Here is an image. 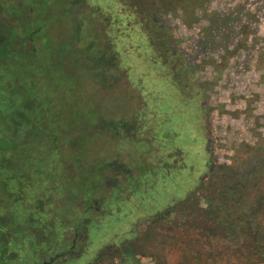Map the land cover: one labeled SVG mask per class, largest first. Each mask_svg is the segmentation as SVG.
I'll return each mask as SVG.
<instances>
[{
	"label": "rangeland",
	"instance_id": "rangeland-1",
	"mask_svg": "<svg viewBox=\"0 0 264 264\" xmlns=\"http://www.w3.org/2000/svg\"><path fill=\"white\" fill-rule=\"evenodd\" d=\"M8 1L9 9L2 13L22 19L12 29V33L24 36L23 31L28 26L38 24L47 31L41 49L48 55L54 54L55 59L61 61L62 57L68 54L69 44L76 41L75 38L80 39V44L83 45L91 40L96 44L104 39L109 44L107 57L112 58L115 65L108 70L105 82L101 85V80L92 78V83L86 85L84 93L77 94V97L72 95L65 98L70 106L66 107L58 123L63 131L65 125L73 123V135L79 140L75 152L66 156V163L72 166L71 171L67 164L61 171L71 173V176L66 175L65 179L73 184L71 188L66 189L72 199H63L65 208H69L70 200L76 198V193H80L79 197L83 200L81 212L85 211L89 204L87 199L92 196L102 197L106 203L104 208L110 207L109 204L113 202L111 199L120 189L130 196L129 203L116 206L119 208L118 214L114 212L109 222L101 223L108 224L106 229L102 227L103 232L98 235L91 234L94 236L91 240L96 237V245H100L106 239L105 235L115 230L119 224L117 220L125 214H130L128 211L133 204L139 205L147 224L148 219L160 217L166 209L184 200L188 193L202 186L211 174V167H204L207 158L212 160L211 171L214 172L217 166L230 165L232 157L240 152L236 151L239 144L248 141L255 146L263 141L259 139L264 138L260 136L264 135V86L258 79L260 58L256 60V70H251L248 67L251 61H246V55L252 51L246 52L241 48L243 51L240 50V55L233 58L222 74L213 71L214 74L211 75L210 66L202 68L208 71L204 73V77L212 80L209 83L212 88L208 89L206 96L194 86L196 74L186 83L188 86L192 85L187 87L189 92H196L195 102H201L203 107L208 104L204 112L209 114L211 132L214 134L213 157L200 151L201 142L199 136L195 135L199 134L197 130L202 127L195 119L186 115V111L192 113L190 115L194 114L195 105L193 110L186 107L188 105L184 104L185 90L173 89L170 81L168 82L169 78L167 80L168 71L160 68L156 57L163 50L172 48L169 38L165 34L163 36V33L169 34L171 31L178 35V39H181L180 35H186L181 26L179 27V21H172L171 18L175 16L179 19L183 15L180 10L173 15L150 13L152 23L163 32L161 34L148 21L140 19V16L143 17L142 13L148 16L149 9L158 5L159 0H146L147 2L143 1L141 5H135V0H75L76 6L72 12L66 10L68 0L67 3L65 0ZM250 1L252 0L223 2L225 7L231 6L240 11ZM13 2L16 3L14 7ZM27 10H32L27 18L20 15V12ZM173 22H176V25ZM77 24L79 34L75 33ZM257 24V28L264 34V25ZM48 27L51 29L47 30ZM198 41L199 39L196 40V36L192 35L188 45L194 49L196 42L200 43ZM178 43L180 45L173 46L174 49H188L185 48L186 37ZM206 45L204 43L202 47ZM61 49H64V53L58 51ZM193 51L188 49L190 54H193ZM93 55L94 52H91L92 57ZM56 67L60 68V65ZM250 92L253 97H249L245 105V101L239 98L247 96ZM246 106L248 109L244 110ZM238 108L239 112L233 111ZM191 129H194L193 132ZM191 132L194 136L192 139ZM141 161L144 165L140 164ZM106 165H109V168H105ZM116 172L120 173L118 189L113 181ZM123 175H126V180ZM111 182L112 188L108 187ZM91 184L96 186L93 195L89 189ZM203 217L204 215L198 214L196 219L205 222ZM173 218L175 219V215ZM233 218L236 219L237 215ZM183 224L191 226V223L185 220ZM173 225L169 219L163 221L161 218L155 225L154 234L146 236L142 245L146 264H179V254L172 238L178 234L185 238L184 242L186 237L192 238V234L184 232L183 227L181 231L174 230ZM241 227L243 228L244 224L238 225L236 221L234 227L229 230L224 227V231L231 233V230L232 234H235ZM222 235H225L224 232ZM242 235L247 237L244 232ZM252 241L256 242V239H250V242L243 239L230 241L233 243L219 241L213 247H208L211 256L205 264H264L255 257L256 261L252 260L254 250L248 249ZM237 245H240V260L228 250L229 246L235 248ZM44 248L43 241H38L37 245L29 248L32 251L29 257L33 264H38L35 259L36 251L41 252ZM261 252L259 249L258 253ZM162 254L166 256V261L161 258ZM183 261L187 263L184 259Z\"/></svg>",
	"mask_w": 264,
	"mask_h": 264
},
{
	"label": "trees",
	"instance_id": "trees-1",
	"mask_svg": "<svg viewBox=\"0 0 264 264\" xmlns=\"http://www.w3.org/2000/svg\"><path fill=\"white\" fill-rule=\"evenodd\" d=\"M143 1L147 2L135 0V5ZM204 1L207 0H159L158 5L149 9V15L142 13L140 19L148 21L162 34L152 23L151 12L169 14L180 10L190 15ZM8 4L7 0H0V264H33L29 248L51 236V229H46V215L74 216L73 212L79 209L78 201L82 200L80 193H76L68 209L63 202V199H72L66 189L73 184L65 179L71 173L61 171L66 164L71 171L66 156L79 146L78 137L73 135V123L65 125L64 131L58 126L62 113L70 106L65 98L84 93L92 78L101 80L102 85L115 62L107 57L109 44L105 39L83 45L75 38L62 62L55 59L54 54L48 55L41 49L47 31L38 24L28 26L24 36L12 33L22 19L2 13L9 9ZM75 6V0H68L66 10L72 12ZM31 12L27 10L20 15L27 18ZM75 33L79 34L78 24ZM58 51L64 53V49ZM263 143L264 139L255 146L243 147L232 157L230 165L217 166L200 188L160 215V218L175 215L171 221L174 230L181 231L183 227L184 232L192 234L184 242L181 235H173L179 264H205L211 256L208 247L219 241L233 243L230 241L240 239L247 242L256 239L248 249L254 250L252 260L264 262ZM95 188L94 184L89 185L92 192ZM198 214L204 215L205 222L196 219ZM184 220L191 226L183 224ZM236 221L244 227L235 234L231 230L226 233L224 227L229 230ZM239 247H228L238 260ZM161 258L166 261L164 254Z\"/></svg>",
	"mask_w": 264,
	"mask_h": 264
},
{
	"label": "flooded vegetation",
	"instance_id": "flooded-vegetation-1",
	"mask_svg": "<svg viewBox=\"0 0 264 264\" xmlns=\"http://www.w3.org/2000/svg\"><path fill=\"white\" fill-rule=\"evenodd\" d=\"M223 1L207 0L190 13V15L183 14L184 16H180L179 19L171 16L172 21H179V27L181 26V30L186 33L185 36L180 35V38L182 40L185 37L187 38L185 48H188L190 51L194 50L193 54H190L188 49L185 50L181 47H178L179 49L177 50L174 49L173 46L180 45L178 41L182 40L178 39V35L170 31L167 36L172 44L171 50L168 48L163 50L164 52L162 51L159 56H156L157 62L161 66L160 68L169 72V74L166 72V76L167 80L169 78L168 82L170 81L169 83L173 89L177 90L180 88L185 90L186 97H184V104L188 105L186 107H189V110H193V106L195 105L194 114L190 115L192 113L186 111V115L192 117L193 120L195 119L202 127L200 130L195 129L199 133H196L195 136H199L201 142L200 151L209 157L210 155L213 157L215 140L214 134L211 132L209 114L204 112L208 104L203 107L201 102H195L196 92L192 93L187 90V87L192 86L186 84L187 82L189 83V79H193L194 74H196V78L193 80L194 86L197 89L199 88L202 94L206 96L208 89L212 88L209 85L212 80L204 77V73L208 71L206 69L202 70V68L210 66L212 69L210 70L211 75L214 74L213 71H216V74H222L224 68H228V65L232 63L233 58L245 50L246 52L252 51L246 55L248 57L246 61H251V63L248 62L250 64L248 67L251 70L252 68L256 70L255 63L260 58L258 61V69L260 71L258 79L259 83L264 86V34L261 29L257 28V23L264 25V0H257V2L252 0L240 11L231 6L225 7ZM228 1L230 2V0ZM169 14L173 15L174 13ZM173 23L176 25V22ZM192 35L196 36V40L198 38V42L201 43L196 42L194 49L188 45V41L192 39ZM204 43L207 45L202 47ZM249 97H253L252 92L248 93L247 96H241L239 99L245 101V105H247ZM222 108L224 109V107ZM246 109H248L247 106L244 110ZM233 111L239 112L240 110L238 108ZM191 130L193 132L194 129ZM192 132L190 135L191 139L193 136ZM260 136L263 137L264 135L260 134ZM259 139L263 140L264 138ZM247 146L252 147V143L244 141L239 144L236 151ZM212 163V160L207 158L204 162V167L208 169L212 168ZM140 164L144 165L142 161ZM105 168H109V165H106ZM119 168L121 167H117V169ZM211 168L209 169L210 173H212ZM168 169H170L169 163ZM119 175V172H116L114 175L113 181L114 185L117 186H114L116 189H118L119 185ZM123 177L125 180L127 179L126 175H123ZM110 184L112 182L108 183V187L111 186ZM94 193L95 191L92 192V195ZM129 197L128 194L122 192L120 189V192L117 191L113 199H111L113 202L109 204V208H104V204L106 203L103 202L102 197L93 198L92 196L87 199L89 205L83 212L80 209V206L83 205V200L78 201L77 205L79 209L73 212L74 216H64L58 213L54 216L46 215V229H51V236L44 238L45 248L41 249L42 251L38 252L35 256L37 263L145 264V256L142 249L143 242H145L146 236L154 234L153 231L156 230L155 225L158 224L161 218L148 219L146 224V218H144L145 216L142 210L139 209L138 204H133L132 208L128 211L130 212L129 215L125 214L123 218L117 220L119 224L115 230L111 234L105 235L106 239L100 245L95 244L94 239L96 237L93 240L90 239L93 235L103 232L102 227H104L103 229L108 227V224L101 223L109 222L113 218L114 212L118 214L119 208L116 206L118 204L129 203ZM91 202L93 204H90ZM173 217V214H169V217L164 216L162 220L169 219V221H172ZM91 234L93 235L91 236ZM80 259H83L81 263L79 262Z\"/></svg>",
	"mask_w": 264,
	"mask_h": 264
},
{
	"label": "crops",
	"instance_id": "crops-1",
	"mask_svg": "<svg viewBox=\"0 0 264 264\" xmlns=\"http://www.w3.org/2000/svg\"><path fill=\"white\" fill-rule=\"evenodd\" d=\"M144 263H145V259H144ZM146 264V263H145Z\"/></svg>",
	"mask_w": 264,
	"mask_h": 264
}]
</instances>
